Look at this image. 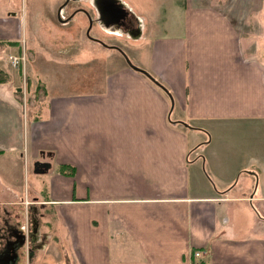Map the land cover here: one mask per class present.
<instances>
[{
    "label": "crops",
    "instance_id": "1",
    "mask_svg": "<svg viewBox=\"0 0 264 264\" xmlns=\"http://www.w3.org/2000/svg\"><path fill=\"white\" fill-rule=\"evenodd\" d=\"M183 7L174 34L130 36L129 60L167 93L126 63L24 108L18 164L51 165L27 175L28 204L21 183L0 199V233L26 236L16 264H190L195 249L264 264V0ZM20 30L7 13L0 44Z\"/></svg>",
    "mask_w": 264,
    "mask_h": 264
},
{
    "label": "rangeland",
    "instance_id": "2",
    "mask_svg": "<svg viewBox=\"0 0 264 264\" xmlns=\"http://www.w3.org/2000/svg\"><path fill=\"white\" fill-rule=\"evenodd\" d=\"M118 1L143 20V35H154L155 30H152V27L155 26V35L164 34L165 29L172 35L175 30L174 23L178 26L179 22L184 21V0ZM223 1L238 11L241 0ZM62 2L63 0H0V18L7 16L9 12L14 13L21 25L18 41L20 43L24 38L26 49L24 73L21 68H11L7 55L6 65H9L10 69L6 67L8 71L0 70V80L3 81L0 82V199L8 196L6 202L13 199V195H8L6 189L12 190L18 183L22 185L20 194L24 196L23 202L31 199L28 193L30 188H26L29 183L25 181L27 175L29 177L32 174L31 163H26L23 157L24 163L19 165L16 156L17 148L21 146L20 122L23 126L24 108L27 107V114L32 113L31 108L36 106L35 98L55 94L57 91L77 94L85 90V87L94 88V84L101 85V77L106 72L115 66L126 64L116 48L94 44L85 32L88 31L90 35L107 44H119L126 55L128 53L129 59L141 51V48L134 49L132 45L137 42L128 35L107 33V29L97 25L89 28L82 13H77L68 23L58 20L56 10ZM77 3H70L62 10L60 17L67 15L70 7L76 6ZM79 4L91 9L90 0H81ZM16 44L17 42H6L1 43L0 47L9 50V54H15L22 46L20 44L18 47ZM33 68L35 74L32 72ZM84 70L87 71L86 74ZM14 72L15 75L12 74ZM79 77H85V84H81ZM24 121L26 122V119ZM24 203L21 205H25ZM23 220L22 218V225Z\"/></svg>",
    "mask_w": 264,
    "mask_h": 264
},
{
    "label": "flooded vegetation",
    "instance_id": "3",
    "mask_svg": "<svg viewBox=\"0 0 264 264\" xmlns=\"http://www.w3.org/2000/svg\"><path fill=\"white\" fill-rule=\"evenodd\" d=\"M78 2L76 6H71L67 15H65L64 22L68 23L77 13H82L87 20V26L91 28L93 25H97L101 28L107 29V33H115L118 35L139 36L143 35V20L137 16L126 6L120 3L118 0H90L91 9L79 4L81 0H63L58 9L61 14L62 10H65L70 3ZM109 4L107 6L106 4ZM111 12V15H108ZM85 35H90L88 31ZM92 36V34H91ZM95 39H100L96 36H92ZM121 53L117 43L108 44ZM123 50V49H122ZM42 156V155H41ZM23 234V233H22ZM16 237L12 240V236ZM25 241L24 235L21 236V232L16 234V231L11 227H7L5 230H1L0 233V264H16L22 255V243ZM31 252L29 248V253Z\"/></svg>",
    "mask_w": 264,
    "mask_h": 264
},
{
    "label": "water",
    "instance_id": "4",
    "mask_svg": "<svg viewBox=\"0 0 264 264\" xmlns=\"http://www.w3.org/2000/svg\"><path fill=\"white\" fill-rule=\"evenodd\" d=\"M109 4H110V2H109L108 4H106V5L109 6ZM108 15H111V12H108ZM57 16H58V15H57ZM101 43L104 44L103 42H101ZM121 52H122V54L124 55V57H125L127 63L129 64V66H130L131 68H133L134 70H137V71L143 73V74H144L145 76H147L150 80H152L155 84H157V85H159L160 87L163 88V86H162L157 80H155V78H154L152 75H150L145 69H142V68H140L139 66L133 64V63L127 58L126 54H125L123 51H121ZM40 153H41L42 157H44V156H49V155H50V153H48V152H47V153H44V151H41ZM50 165H51V164H50V162H49L48 160H40V159H37V160H35V161L33 162V172H34V173H43V172H46V171L48 170V168L50 167Z\"/></svg>",
    "mask_w": 264,
    "mask_h": 264
},
{
    "label": "built area",
    "instance_id": "5",
    "mask_svg": "<svg viewBox=\"0 0 264 264\" xmlns=\"http://www.w3.org/2000/svg\"><path fill=\"white\" fill-rule=\"evenodd\" d=\"M25 54L24 51L19 55H11L9 61L13 65H18L19 63L24 64ZM193 258L190 261V264H205L203 259V251L196 249L192 252Z\"/></svg>",
    "mask_w": 264,
    "mask_h": 264
},
{
    "label": "trees",
    "instance_id": "6",
    "mask_svg": "<svg viewBox=\"0 0 264 264\" xmlns=\"http://www.w3.org/2000/svg\"><path fill=\"white\" fill-rule=\"evenodd\" d=\"M15 42H12V44H14ZM0 82H3L2 80H0Z\"/></svg>",
    "mask_w": 264,
    "mask_h": 264
}]
</instances>
